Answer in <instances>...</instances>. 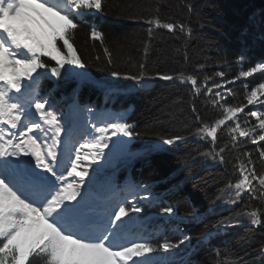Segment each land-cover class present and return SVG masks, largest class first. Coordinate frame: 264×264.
Listing matches in <instances>:
<instances>
[{"label":"snow or ice","instance_id":"6c2138e0","mask_svg":"<svg viewBox=\"0 0 264 264\" xmlns=\"http://www.w3.org/2000/svg\"><path fill=\"white\" fill-rule=\"evenodd\" d=\"M185 6L192 8L191 4ZM83 9L102 12L103 0H0V264H175L170 256L161 253L169 254L186 242L190 244V235L182 234L176 242L167 239L153 242L151 236L128 229L133 222L131 214L143 213L144 202L157 200L148 186L108 184L105 194L97 196L100 203H95L91 196L99 171L93 165L106 161L113 149L125 148L133 137L141 134L135 131L133 123L127 122V113H96L85 107L83 111L89 114V119L77 132L73 119L81 112L77 101L73 99L66 116L53 103L51 91L41 94L42 77L50 73L61 78L66 65L88 67L74 46ZM146 23L172 33L179 31L186 37L192 35V28L186 23L165 22L158 15ZM148 31L151 37L152 29ZM90 35L104 45L103 34L95 26H91ZM148 51L146 44L145 57ZM103 52L107 64L112 65V51L104 46ZM243 59L242 55L238 58ZM133 67L135 72L113 70L110 75L137 84L151 78L144 61L133 62ZM197 67L200 71L204 69V65ZM256 72L264 73V62L240 71L239 77ZM67 74L80 79L87 77L86 72ZM156 75L161 80L176 79L190 84L194 95L213 93V88L208 87L210 76H205L201 83L195 72L182 70L175 76ZM215 76L223 78L224 73L217 72ZM214 87L222 89L223 85L215 83ZM258 94L264 96V82L246 93L247 104L231 105L212 98L213 107L220 112L211 121L200 117L193 105L198 126L191 134L210 145L198 155L211 157L226 170L230 168L235 177L226 186L230 192L228 202L236 204L244 194L262 200V207L246 215L251 225L264 228V172H257L251 153L232 154V149L239 151L240 137L251 139L253 144L264 141V116L250 110L248 115L255 117L258 124L242 127L238 115L247 105L254 104ZM215 97L223 99L220 91L215 92ZM225 129L230 140L221 145L218 131ZM184 140L181 135L161 137L162 144L168 146ZM257 151L264 162V147ZM216 199L221 200L222 196ZM159 211L169 217L176 213L174 206L163 204ZM188 217L192 222L200 220L195 210ZM231 226H235L233 219L225 218L214 227L220 230ZM213 234L205 228L198 242L209 240ZM260 255L259 264H264V248ZM180 264L190 261L182 259Z\"/></svg>","mask_w":264,"mask_h":264},{"label":"trees","instance_id":"16d2710c","mask_svg":"<svg viewBox=\"0 0 264 264\" xmlns=\"http://www.w3.org/2000/svg\"><path fill=\"white\" fill-rule=\"evenodd\" d=\"M186 4L192 5L191 10ZM157 8L159 12H156ZM82 11L84 16L78 21L74 46L88 63L87 69L79 72H86L92 80L86 79L82 83L81 99L98 96L100 86L127 91L133 87L138 89L136 94L129 92L113 98L117 108L127 100L133 103L129 121L135 125V131L141 133L134 138V147L144 150L143 156L136 158L133 166L128 164L117 171L118 179L129 176L139 184L150 185L163 205L176 208L177 223L192 237V247L184 255L185 261H190V264H259L262 259L260 250L264 248V228L251 225L246 213L262 207V200L251 202L248 194H244L238 203L228 202L230 192L226 186L230 180L234 182L235 177L230 168L226 170L224 165L211 157L198 155L207 151L210 145L191 133L198 126L193 105L200 117L211 121L220 112L213 107L212 98L231 105L247 104L246 93L261 82L258 76L243 79L239 73L264 61V0H103L102 12ZM156 15L165 22L186 23L192 28L191 37L146 23L147 19ZM88 21L93 22L103 34V46L99 40L91 38ZM149 28L152 29L151 37ZM146 44L149 51L145 57ZM104 46L112 51V65L107 64ZM241 55L243 61L238 60ZM96 56L100 59L96 60ZM140 61L146 63L151 77L145 80L149 84L147 87L110 75L113 70L135 72L133 62ZM198 65H204L203 71L198 69ZM182 70L195 72L201 83L205 76L212 77L208 87L213 88V93L194 95L190 84L176 79L161 80L156 75L167 73L175 76ZM221 71L223 78L215 76ZM68 72L65 70L61 77L66 79L65 82L59 78L44 79L62 84L63 89L59 92L72 99L75 96L74 81L79 83V77L70 76ZM215 83L225 84L223 89L227 92L220 91L223 99L215 97L218 91ZM247 108L249 105L244 111ZM227 123L232 124L231 121ZM240 123L243 124L242 121ZM225 132L226 129L218 131L221 145L230 140ZM166 135H181L185 140L157 148L156 145H163L161 137ZM239 139L242 142L238 145L239 151L232 149V154L251 153L257 172H264V162L257 151L264 144H253L244 137ZM226 158L231 156L226 153ZM218 196L222 199L217 200ZM193 210L200 217L198 222H192L188 217ZM146 213L160 211L159 208H152ZM225 218H232L235 226L217 230L214 226ZM162 219L154 218L151 222L160 227ZM205 228L214 234L209 241L199 243L198 237Z\"/></svg>","mask_w":264,"mask_h":264},{"label":"rangeland","instance_id":"374dc122","mask_svg":"<svg viewBox=\"0 0 264 264\" xmlns=\"http://www.w3.org/2000/svg\"><path fill=\"white\" fill-rule=\"evenodd\" d=\"M65 70H66V72H67V70L72 71V72H79L81 69L76 68L75 66L66 65ZM48 75H50V73ZM257 75H260L262 77L261 82H264V73H262V72L253 73L252 75H250L248 77H243V79L253 78V77H256ZM50 77L53 78L51 75H50ZM55 78H57V77H55ZM60 79L63 82L66 81V79H64V78H60ZM86 79L92 80L91 77H86L85 79L79 78L78 80L80 82L84 83ZM74 84H77V81H74ZM102 85H106V84L102 83ZM142 85L144 87L145 86L147 87L149 84L144 81ZM257 85L258 84L254 85V87ZM224 87H225V84H223V88ZM223 88L217 89V90L221 91L222 93L225 94L227 91L224 90ZM100 91H103L102 93H99L101 99L99 97H97V99H95V102H96V104L99 105V108L103 107L102 110L110 111L111 110L110 107L113 105L110 102H112L114 95H120V94H124V93L126 94L129 92L132 94H136L138 92V89L136 87H133L129 91H127L124 89H116V88H108L107 86H100ZM47 94H48V92L44 93V95H47ZM51 95L53 96V91H51ZM89 100H92V98ZM63 101H64V98H60V97L55 98L54 97L53 103L55 104V106L57 108H59L60 106H62L64 104ZM71 104H69V106ZM81 104H79V105H81V106L85 105L84 103H81ZM125 104L130 105L129 101H127ZM69 106H68L67 110L64 111L66 116L69 113ZM250 110L257 112L258 115L264 116V96H261L260 94H258L257 100L254 102V104H251L250 108H248L244 112L238 114L240 117V120L243 123L242 125L244 127H251L253 125L258 124V121L255 117L248 115ZM126 111L130 112L131 107L126 109ZM128 118H129V116L127 117V121H128ZM245 120L248 121L247 124H245ZM257 131H259V129H257ZM244 138H246V137H244ZM124 139L128 140L127 137H125ZM247 139H249V138H247ZM249 140H251V139H249ZM256 144H258V145L264 144V141H258V143H256ZM134 145H135V142H134V137H133L128 142V144L126 145L125 148L119 149V150L118 149L112 150V152L110 153V158L108 159L109 161L107 162V164L104 162L105 160H102L99 162V165H93L94 169L99 168V171H97L95 174V184H94L93 188L91 189V196H92V199L95 203H100L99 199H97V196L105 194V186L108 184H115L119 187H124L128 183L140 185L136 181H133L130 177L124 182H118V181H116V178H117L116 172L115 171L114 172L109 171L110 170L109 168H114L115 166H118V167L122 166L123 167L126 164H129L130 162H132V164H133L135 162L133 160H135V158L137 156H140L141 154H143V150L134 149V147H133ZM161 146H167V145H160V147ZM105 151L107 152L109 150L106 149ZM25 159H27V158H25ZM105 165H108L109 168L104 173ZM254 183H256V182L254 181ZM146 186H148L150 191L154 194V196L157 197V200H156V202H151V201L144 202V205H143L144 206V212L143 213L131 214L133 217V222L129 223L130 232L138 234V235H149L153 239V242L154 241L155 242H157V241L163 242V240H165V239L170 240L172 242H176L179 238H181L182 234H186L183 231V229L181 228V225H179V223H177V221H175L176 219L175 220L172 219L176 215L169 217V216L163 215L161 213L145 214L146 210L152 209V208H159L160 205L163 204V202L160 200L159 196L157 195L156 191H154L153 187L150 185H146ZM248 200L251 202H254L257 199H250L249 195H248ZM155 217L164 218V219H162L163 223H162L160 228H158L156 226L154 227L151 223H148L152 218H155ZM125 219H127V218H125ZM190 247H192L191 243L189 244L186 242V244L182 245L179 249H173V250H171V253H169V254L162 253L161 255L164 257L170 256L172 260L181 262L182 259L185 260V258H183V255L186 252V250ZM172 253H174V255H172Z\"/></svg>","mask_w":264,"mask_h":264},{"label":"bare ground","instance_id":"6f19581e","mask_svg":"<svg viewBox=\"0 0 264 264\" xmlns=\"http://www.w3.org/2000/svg\"><path fill=\"white\" fill-rule=\"evenodd\" d=\"M95 112H96V113H105V111H104V112H101V111H98V110H95ZM125 112H126V111H125ZM125 112L123 111V112H120V113H125ZM76 124H77V126H78V125H80V122L77 121ZM118 150H119V148H118ZM113 154H114V153H113Z\"/></svg>","mask_w":264,"mask_h":264}]
</instances>
